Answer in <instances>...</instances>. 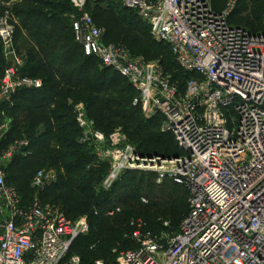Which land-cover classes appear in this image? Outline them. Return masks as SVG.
Wrapping results in <instances>:
<instances>
[{
  "label": "built area",
  "instance_id": "obj_1",
  "mask_svg": "<svg viewBox=\"0 0 264 264\" xmlns=\"http://www.w3.org/2000/svg\"><path fill=\"white\" fill-rule=\"evenodd\" d=\"M69 1L75 41L87 56L127 79L136 92L133 105L147 118L162 117L163 131L180 150L177 157L142 154L120 132L107 137L96 129L85 104L74 103L80 143L93 145L100 160L110 163L105 187L127 171L155 172L185 186L189 201L176 231L154 233L133 218L128 239L134 247H116L113 263L93 264H264V29L255 33L230 22L241 0H227L222 10L213 0H119L148 24L156 42L169 47L188 76L182 84L161 63L133 56L124 44L107 43L106 29L86 9L89 0ZM15 33L16 20L6 11L0 17L6 60L0 104L44 84L23 73L26 58ZM10 122L0 126V142ZM30 143L17 139L0 155V264H85L71 251L89 232L87 217L71 219L38 199L25 203L7 182L5 160L23 154ZM54 179L39 170L31 184L41 192Z\"/></svg>",
  "mask_w": 264,
  "mask_h": 264
},
{
  "label": "trees",
  "instance_id": "obj_2",
  "mask_svg": "<svg viewBox=\"0 0 264 264\" xmlns=\"http://www.w3.org/2000/svg\"><path fill=\"white\" fill-rule=\"evenodd\" d=\"M9 1L11 0H0V2L3 3ZM50 1L52 0H23L22 2L26 4L25 7L15 10V14L21 18L20 24L16 25L15 41L18 50L25 51L26 55V64L23 73L34 78H41L44 82L43 87L40 89L21 90L13 96L12 102L0 104V126L8 119L11 121L10 129L1 139L0 148H5L8 144H12L17 140V135L21 130H24V133H30L28 135L25 134V136L31 140L30 145L24 148V151H28V154H25L27 156L16 155L9 167L6 168L7 171L10 169L13 171L12 176H7V182L18 188L25 203H30L31 201L25 199L20 187L11 182L10 179L18 183L21 179L20 172L22 173V171L25 172L30 170L36 162L40 165L43 159V156L41 155H45L42 153H46L50 150V144L48 143L49 140H54L58 146L61 145L66 147L65 145L67 142L71 144V147L78 146V144L72 141L79 135L80 130L77 126L78 124L76 122L75 114H73V107L69 105L70 98L75 102L82 101L85 103V100H87V107L95 109L98 125L102 129L106 127L107 121L110 124H114V117H120L128 122H136L133 132H130L132 137H138L142 134L148 139L150 138V135L147 132V129L156 126V123H147L144 120H138L137 122L136 115L133 113L117 110L116 107H119L120 103L115 102L113 99H108L105 103L106 107L103 103L102 105L95 107L100 98L92 101V95L102 93L108 88V83L115 86L118 84V81L124 77L117 74L112 69L102 66L97 58L87 56L80 44L75 41L69 19V15L75 12L72 3L69 0H65L69 4L70 9L68 10V17L64 19L63 17L56 16L46 10L47 7L51 6ZM220 2L217 4L213 3L215 9L222 10L224 8L226 2L224 4ZM88 3L86 9L95 20L94 15L88 10ZM241 3L242 0L240 1L238 8L235 10V14L242 11L243 8L240 7ZM118 8L125 12H132L133 16L131 17H136L139 20H142L135 11L123 7L121 3ZM259 8L261 9V7H258V9ZM105 10L108 11V9ZM4 11L5 10L0 13V16L4 14ZM131 17L129 18L118 12L117 18H115L114 15L105 18L103 23L106 29L105 41L107 43L124 44L129 48L131 54L133 52V49L131 48L132 46L137 47L144 54H149L151 51L148 44L141 40V37H146L144 34V27L138 24L139 21L137 23ZM230 22L234 25L246 27L255 33L263 31L255 30L243 24L234 23L232 16ZM146 25L148 27V34L150 38H152L149 26L147 23ZM131 32L135 35H131ZM25 33L30 38V43H26V41L21 43V37ZM109 34L119 37L125 41V43L108 41L107 37ZM127 42L130 44H127ZM163 45L169 49L166 44ZM170 54L173 57L171 51ZM152 55L154 56L156 53H153ZM96 63L100 64L101 68H96ZM164 67L167 71L166 66ZM175 67L179 76L172 75V78L179 80L183 84L188 76L181 71L177 64H175ZM5 68L6 60L3 55L0 40V80L4 74ZM124 79L127 81L126 78ZM127 83L133 92L131 97V104L133 105V99L136 96V92L128 81ZM113 106L115 108H113ZM133 107L135 108L137 106L133 105ZM137 108L140 109L139 107ZM106 112L109 117L108 119H104ZM127 126L129 125H126V127ZM132 128L133 127L130 129ZM169 134L173 137V142L169 145L163 143L160 144L153 149L154 153H151L149 149L143 150L139 147L136 148L139 152L146 155L156 153L164 157H173L175 154L179 155L180 150L175 138L171 133ZM23 136L24 134L22 137ZM152 141H155L154 138L151 140V143ZM59 152L60 158L58 162L68 173H80L86 171L95 174L93 170H87L86 166L88 162L86 160L89 158L88 154L84 156V159H86L85 161H80V159L75 156L77 151H67L63 148L59 150ZM133 179L132 176L129 178L125 177L123 180L125 184H123L122 190H120L115 200H111L108 196L105 200L106 206L99 208L100 210L95 208L94 200L83 190L75 192L70 199L73 203L72 207L77 211V214L76 218H71L66 214L69 218L77 219L83 215H94V213L96 214V217L100 218L98 226L96 227V238L91 244L90 249L92 252H97V254L101 256L99 259H104L108 263H113L115 260V254L113 253L114 248L119 247L120 249H128L134 247V243L128 239V235L133 231L130 222L133 218H137V216L127 210L128 206H130L127 201L131 199V197L135 195V191L140 188L141 179L138 181ZM127 181H131V183L129 182L126 184ZM174 184L182 186L176 183ZM182 187L186 189L185 186ZM53 188L54 187L51 186L48 190L51 191ZM48 190L45 192H49ZM129 190H131L130 193H128ZM186 192L188 200L187 189ZM179 195L181 196V194L176 192L170 194V203L167 204L165 209L166 213L169 212L170 217H172L175 222H179L180 216L186 213L185 208L183 210L176 208L177 200L182 197ZM137 202L138 204H142L140 199L137 200ZM187 204L189 205L188 201ZM119 205L124 206L125 209L122 210L119 208ZM107 208L114 210V214L110 216L106 214ZM164 222L165 221H161V226L159 223L154 226H151L147 221L145 223L147 229L149 228L154 233H160L161 229H168L164 226ZM168 222L171 225V222ZM179 225L175 228V231L178 229ZM75 243L72 247L71 253L78 255V253L74 251ZM81 258L85 264H93L95 261L90 260V262H87L90 259L87 258V256H81Z\"/></svg>",
  "mask_w": 264,
  "mask_h": 264
},
{
  "label": "rangeland",
  "instance_id": "obj_3",
  "mask_svg": "<svg viewBox=\"0 0 264 264\" xmlns=\"http://www.w3.org/2000/svg\"><path fill=\"white\" fill-rule=\"evenodd\" d=\"M23 0H11L9 2L3 3L0 2V13L4 11H10L12 15L14 16V19L16 20V25L20 24L21 18H19L15 14V10L21 9L25 7L26 4L22 2ZM221 1V2H220ZM227 0H213L214 4L225 3ZM51 6L47 7L46 10H48L50 13L55 14L56 16H61L64 19H66L69 15L68 10L70 9L69 4L65 0H52L50 1ZM120 5L119 0H89L88 3V10L94 15L96 23L100 26L105 28L104 19L107 17H112L113 15L115 18H117L118 12L122 15H126L129 18L132 15V12H125L118 8ZM226 5V3H225ZM224 5V7H225ZM242 11L237 14L232 15V20L234 23L237 24H243L248 27H251L255 30H263L264 29V0H242L241 6ZM258 7H261V9ZM87 8V7H86ZM104 9V10H103ZM105 9H108L105 10ZM115 9V10H114ZM121 12H120V11ZM114 11V12H113ZM101 14V15H100ZM3 15V14H2ZM1 15V16H2ZM100 15V16H99ZM0 16V17H1ZM135 22L139 23L140 26L144 27V34L146 37H141L140 39L142 41H145L149 48L150 53L144 54L141 50H139L137 47L132 46L133 49V56H143L147 61L149 62H159L166 66L167 72L169 75H176L179 76L178 71L175 67V60L171 56L169 49L163 45L162 43L156 42L152 38H150L148 34V27L142 20H139L136 17H131ZM138 19V20H137ZM135 23V24H137ZM121 26V25H119ZM122 27V26H121ZM131 35H135L134 33H130ZM107 40L110 42H124L119 37H116L114 35L109 34L107 37ZM30 43V38L25 33L21 37V43ZM127 44H130L127 42ZM135 52V53H134ZM22 55L26 58L25 51H20ZM153 53H156V55H152ZM175 63V64H174ZM96 68H101L100 64L96 63ZM5 72V69H4ZM4 75V74H3ZM3 77V76H2ZM34 78V77H33ZM2 79V78H1ZM1 81V80H0ZM107 89L104 90L102 93H99L98 95H92V101L97 98H100L99 101L96 103L95 107L103 105L106 107V102L108 99H113L115 102L120 103L119 107H116L117 110H123L130 113H133L136 115L137 122L138 120H144L147 123H156V126H153V128H148L147 132L150 135V138L146 139L145 135L140 134L138 137H132L130 132H133L136 122L133 121H126L125 119H121L120 117L116 118L114 117V124L106 122V127L103 129L99 127L97 116L95 113V109L88 108L86 105V102L84 103L86 106V111L88 115V119L92 122H94L95 128L103 132L107 137L115 132H120V134L124 137L125 142L128 144H131L134 147H139L143 150L149 149L151 153H154L153 149L155 147H158L160 144L169 145L171 142H173V137L168 133L163 131V118L162 117H154V118H147L140 109L137 107H133L131 104V97H132V90L129 87V84L127 81L122 78L118 81V84L115 86L113 84L108 83ZM123 88V89H122ZM82 102V101H79ZM77 103L73 99H69V105L72 106V104ZM88 104V103H87ZM103 106V107H104ZM113 108H115L113 106ZM73 110V108H72ZM74 114V112H73ZM104 119H108L107 112L104 115ZM76 118V116H75ZM77 122V121H76ZM3 124V123H2ZM78 124V123H77ZM126 125H129L126 127ZM79 127V125H77ZM133 127L132 129H130ZM100 128V129H99ZM79 135L75 137L72 141L76 144H78L77 147H71L70 143H66V147H63L61 145H57L54 140L48 141L50 144V150L46 153H42L45 155L43 156L41 164H37V162L34 164V166L28 170L22 173L20 172L21 179L18 183L14 182L12 179H10L11 182L18 185L22 191L23 196L25 199L33 202L35 199H38L43 204H49L51 206H55L57 209L63 211L65 214H68L71 218H76L77 211L73 209V203L70 200L72 195L75 192L79 191H85L87 194H89L92 199L95 202V208L100 210L99 208L105 207V200L109 196L111 200H115L120 190H122L123 184L125 182L123 181L125 177L129 178L132 176L136 181L141 179V185L140 188L135 191V195L131 197L127 201L128 208L127 210L130 211L132 214H136L137 219L142 220L144 222H149L151 226H154L159 223L161 226V221H170L171 225L168 227L167 231L174 232L175 228L180 224L183 216L188 213L189 211V205L187 204V192L186 189L182 186L175 185L172 180H170L168 177L161 178L157 173L155 172H148V171H127L123 173V175L119 178L118 181L114 183V185L110 188L105 187V180L108 177L110 173V163L108 159L105 161H101L100 157L96 154V149L91 144H82L79 141V138L82 134V130L79 127ZM24 130H21L20 133L17 135L18 139L27 138L25 134L30 133H24ZM146 133V132H144ZM24 136L22 137V135ZM65 136V135H64ZM34 137V136H33ZM156 141H152L151 140ZM86 145V146H85ZM11 146V144H8L5 148H0V155L3 156L5 151ZM102 147L105 151L109 150L110 147L108 145V142H105L102 144ZM65 148L67 151L74 150L77 151L76 155L77 158L80 159V161H85L84 156L86 154L89 155L88 160H86L87 163V170L92 171L95 174H92L90 172H80V173H68L60 163L58 162L60 158V152L59 150ZM28 151H25L20 156H27L25 154ZM13 160V159H12ZM11 161L5 160L6 168L9 167L11 164ZM39 170H44L46 173H49L53 176L54 181L47 185V188L44 191L37 192L32 187V180L36 173ZM7 176L13 175V171L6 170ZM133 179V180H134ZM27 180V181H26ZM132 180V179H129ZM134 181V182H136ZM131 183V181H129ZM128 181L126 182L129 183ZM54 187L51 191L48 189L50 187ZM49 192H45V191ZM131 190H129L128 193H130ZM178 193L181 194V198H179L176 202V208L179 210H183L185 208V214L180 216V221L175 222L173 221L172 217H170L169 212L166 213L165 209L167 204L170 203V194L172 193ZM141 200L142 204H138L137 200ZM189 202V201H188ZM122 210L125 209L124 206L119 205ZM110 212H113L112 209H106V214L113 215ZM86 216L89 223V232L85 235H82L79 237L75 243L74 251L78 253V255L81 256H87V258H90L87 262H90V260H96L99 259L101 256L97 254V252H92L90 249L91 244L94 242L96 238V227L98 226V221L100 218L96 217V214L94 215H83ZM149 229V228H148ZM150 230V229H149ZM163 231V229H161Z\"/></svg>",
  "mask_w": 264,
  "mask_h": 264
},
{
  "label": "water",
  "instance_id": "obj_4",
  "mask_svg": "<svg viewBox=\"0 0 264 264\" xmlns=\"http://www.w3.org/2000/svg\"><path fill=\"white\" fill-rule=\"evenodd\" d=\"M174 156L177 157V154H175Z\"/></svg>",
  "mask_w": 264,
  "mask_h": 264
}]
</instances>
